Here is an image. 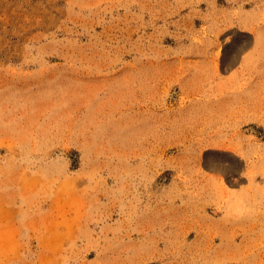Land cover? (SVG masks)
<instances>
[{
  "label": "rangeland",
  "instance_id": "rangeland-1",
  "mask_svg": "<svg viewBox=\"0 0 264 264\" xmlns=\"http://www.w3.org/2000/svg\"><path fill=\"white\" fill-rule=\"evenodd\" d=\"M0 264H264V0H0Z\"/></svg>",
  "mask_w": 264,
  "mask_h": 264
}]
</instances>
